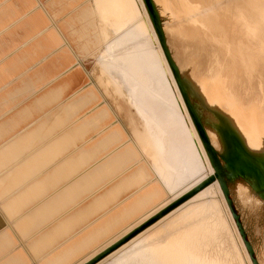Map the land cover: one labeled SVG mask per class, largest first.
Masks as SVG:
<instances>
[{
  "label": "bare ground",
  "instance_id": "bare-ground-1",
  "mask_svg": "<svg viewBox=\"0 0 264 264\" xmlns=\"http://www.w3.org/2000/svg\"><path fill=\"white\" fill-rule=\"evenodd\" d=\"M152 1L166 41L170 34L180 43L187 65L176 61L168 41L167 46L211 146L230 170L247 159L257 168L260 175L234 177L229 183H235L237 193L254 203L261 214L264 0ZM93 3L107 43L95 74L105 104H97L100 98L97 101L94 92L91 114L71 134L42 144L40 166L44 170L27 171L25 167L27 172L18 169L0 179V261L87 264L215 174L145 0ZM197 55L206 58L200 77L185 69ZM125 101L134 107L138 119L129 123L128 134L134 136L130 139L118 121L124 111L118 104ZM21 145L18 140L12 146ZM134 147L150 161L149 167L139 166L140 154ZM54 163L58 164L49 171L47 167ZM124 173L128 174L122 177ZM110 183L112 187L93 203L82 204L87 195ZM5 223L6 227L1 225ZM12 228L21 242H27L31 258L15 250L19 244L8 230ZM260 256L258 263L264 264V251ZM97 264L253 261L216 179Z\"/></svg>",
  "mask_w": 264,
  "mask_h": 264
},
{
  "label": "crops",
  "instance_id": "crops-1",
  "mask_svg": "<svg viewBox=\"0 0 264 264\" xmlns=\"http://www.w3.org/2000/svg\"><path fill=\"white\" fill-rule=\"evenodd\" d=\"M100 20L93 0H0V179L9 172L23 171L25 167L27 171L44 170L40 166V150L52 144L61 134H71L72 128L91 114L94 92L96 100L100 98L97 104H105L103 91L95 77L107 45ZM118 106L123 108L129 123L138 120L134 107L128 101ZM122 115L118 116L121 125ZM125 135L127 139L134 138L132 134ZM18 140L22 145L15 149L12 145ZM134 151L140 154L139 166L149 167L150 161H145L140 148L134 147ZM19 159L20 163L16 164ZM55 164L58 163H54V167H47L49 171L55 169ZM127 174L124 173L122 177ZM112 184L103 186L96 194L87 195L82 204L87 206L93 203ZM1 225L6 227V223ZM8 230L18 241L19 247L15 250L31 258L27 242L20 241L14 228ZM7 260L0 261V264L23 263L16 258Z\"/></svg>",
  "mask_w": 264,
  "mask_h": 264
},
{
  "label": "water",
  "instance_id": "water-1",
  "mask_svg": "<svg viewBox=\"0 0 264 264\" xmlns=\"http://www.w3.org/2000/svg\"><path fill=\"white\" fill-rule=\"evenodd\" d=\"M146 6L148 8L149 14L152 18V21L154 23L155 29L158 33L162 48L164 50V53L166 55V58L170 64V67L172 68V71L174 73V76L176 78V81L179 85V88L182 92V95L185 99V102L187 104V107L190 111V114L200 132V136L203 140V143L208 151V154L212 160L213 166L215 168V174L214 176L210 177L208 180H206L202 185H200L198 188H196L195 190H193L192 192H190L189 194H187L186 196H184L183 198H181L180 200L174 202L172 205L168 206L166 209H164L163 211L159 212L156 216H154L153 218H151L150 220H148L145 224H143L142 226H140L139 228H137L136 230H134L132 233H130L128 236H126L125 238H123L121 241H119L117 244H115L114 246H112L111 248H109L108 250H106L105 252H103L102 254L98 255L96 258H94L93 260H91L89 263L87 264H97L99 261H101L102 259H104L106 256H108L110 253H112L113 251H115L116 249H118L120 246H122L123 244H125L126 242H128L129 240H131L132 238H134L136 235H138L139 233H141L142 231H144L145 229H147L149 226L153 225L154 223H156L158 220H160L162 217H164L165 215H167L168 213H170L172 210H174L175 208H177L178 206H180L181 204H183L184 202H186L187 200H189L191 197H193L194 195H196L198 192H200L201 190H203L204 188H206L207 186H209L210 184H212L213 182H215V180L217 179L222 187V190L224 192V196L227 200V203L230 207V210L232 212L233 218L237 224V227L240 231V234L242 236V239L246 245V248L250 254V257L253 261V264H259L258 260L255 256L256 252L254 250V247L252 245V243L248 240L247 237V233L246 230L241 222V218L240 215L235 211V208L233 206V200L230 197V188H229V182L234 178V177H245L249 174H256V175H260L259 173H257V168L253 166L252 164V160L251 159H247V162L245 163L243 160L240 163L239 168H236L233 170L228 169L227 166L223 165V162H226L223 156H220L218 154V152L211 146L210 140L207 136L206 133V129L204 127V124L202 122V119L200 118L195 106L192 104V100H191V96L185 86L184 81L181 78V74L180 71L178 69V67L176 66L173 58H172V54L167 46V41H166V37L165 34L162 30V25H161V19L158 15V12L156 10V7L153 3L152 0H145Z\"/></svg>",
  "mask_w": 264,
  "mask_h": 264
},
{
  "label": "rangeland",
  "instance_id": "rangeland-1",
  "mask_svg": "<svg viewBox=\"0 0 264 264\" xmlns=\"http://www.w3.org/2000/svg\"><path fill=\"white\" fill-rule=\"evenodd\" d=\"M166 36H167V41L171 48L173 57L181 65L183 64L187 65L184 61L185 58L183 56L181 46H179L180 43H178L173 37L171 38L170 34H167ZM204 60L206 61L205 57H201V55L200 56L197 55L194 59H192V63H193L192 66L191 64H189L188 67H186L185 69L195 72L200 77L203 72ZM121 118L124 124L123 126L125 129V132L127 134L131 133L129 122L125 118L124 114L122 115ZM237 182L240 183L242 182V180H238ZM229 188H230V197L233 200V206L235 208V211L240 215L241 222L246 230L248 240L256 248V252H257L255 254L256 258L260 259L261 258L260 254L261 252L264 251V212H261L260 214V211H258V209L254 207L255 206L254 203L249 201L248 198L240 196L236 191L237 186L235 185V183L233 184L229 183Z\"/></svg>",
  "mask_w": 264,
  "mask_h": 264
}]
</instances>
